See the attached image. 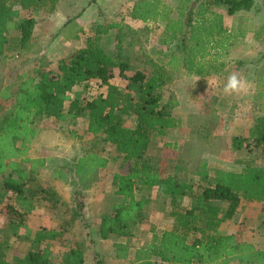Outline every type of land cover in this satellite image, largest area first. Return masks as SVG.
<instances>
[{
	"label": "trees",
	"instance_id": "16d2710c",
	"mask_svg": "<svg viewBox=\"0 0 264 264\" xmlns=\"http://www.w3.org/2000/svg\"><path fill=\"white\" fill-rule=\"evenodd\" d=\"M58 1L18 0L17 4L28 12L36 9L50 12ZM253 4L254 0H178L177 16H174V8L163 0H135L128 16L143 22H164L163 42L170 46L165 65L153 64L148 76L139 70L126 75L127 63L95 44L92 35L87 36L85 46L58 61L67 72L65 80L60 73L48 69L36 70L38 79L22 74L24 79L17 86L11 109L0 119V175L4 177L5 187L15 194V199L23 198L28 191L29 195L49 202V207H59L60 197L54 190L27 177L35 173V162L43 164L41 159L29 158L28 150L38 133L37 121L43 115L62 119L66 92L82 78L96 79L106 86V91L93 95L79 110H87V132L101 136L121 158L119 170L111 178L113 193L120 199L112 204L109 213L100 216L99 236L102 239L110 235L130 237L132 224L146 204V200L138 198L136 193L156 188L157 194L172 198L185 196L190 202L188 206L172 211L170 229L160 233L153 231L149 243L135 252L137 264H155L154 258L167 264H229L231 261L264 264V248H256L235 233L218 232L223 217L233 214L242 200L259 202L264 209V164H247L239 171L216 168L210 172L206 160H202L195 171L199 182L194 183L174 173L163 175L144 155L153 135L166 136L169 129L181 123L172 113L177 100L174 97L164 100L162 96L167 73L179 69L199 76L207 73L208 65L220 61L232 41L224 14L217 8H224L225 13L232 16L251 9ZM10 17L7 0H0V28L7 25ZM34 25L33 15L18 20L16 44L19 48L27 47L32 41ZM120 27L119 22H110L104 27L98 24L95 33L107 34L111 28ZM16 44L4 47L0 43V52L17 49ZM116 69L119 76L136 84L135 90L111 82ZM260 69L263 74L264 62ZM129 114L133 116L134 124L125 127L123 115ZM253 126L254 143L264 151V116L257 117ZM231 145L239 148L242 142L234 136ZM26 162L30 163L28 170H25ZM106 162L105 157L87 153L66 169L76 175L82 188H86L95 179V170ZM62 167H56L54 172L66 180L68 174ZM222 203L224 216H220ZM10 213L15 215V221L21 223L24 220V213L15 208L10 207ZM62 213L59 220L63 228L70 227L75 215L79 214L73 209ZM62 233L54 227L37 230L32 238L38 244L37 248L28 251L15 264H84L81 241H75L61 260L52 263L51 242L62 237ZM115 246L116 256L125 257L127 246L122 243H115ZM0 264L11 263L0 256Z\"/></svg>",
	"mask_w": 264,
	"mask_h": 264
},
{
	"label": "rangeland",
	"instance_id": "374dc122",
	"mask_svg": "<svg viewBox=\"0 0 264 264\" xmlns=\"http://www.w3.org/2000/svg\"><path fill=\"white\" fill-rule=\"evenodd\" d=\"M17 1L7 0L11 17L7 25L0 28V43L4 47L16 44L20 18L34 15L37 24L33 39L27 47L19 48L16 44L17 49L0 52V119L11 109L17 86L24 79L22 74L38 79L39 73L36 70L48 69L60 73L65 80L67 72L61 68L58 62L61 58L58 57L65 58L68 55H63L85 45L88 35H92L94 43L104 44L103 48L127 63L126 75L139 70L148 76L153 64L164 66L166 63L170 46L163 42L164 22H143L130 18L128 10L135 0H101L102 6L98 4L96 7L102 18L95 15L94 20L90 19L87 22L93 23L90 28L82 30L68 25L59 29L61 34L66 32L70 36L80 32L82 37L73 38V44L67 45L65 51L55 53L49 51V41L57 28L54 23L57 19L45 9L24 11L19 8ZM163 1L174 8L172 14L177 16L178 0ZM217 10L223 12L224 23L232 34L229 50L220 61L209 64L207 73L203 75L190 74L185 69L167 73L162 96L164 100L168 97L177 100L172 113L180 118L181 123L169 129L166 136L153 135L144 153L149 163L163 175L174 173L194 183L199 182L195 171L202 160H206L210 172L216 168L239 171L247 164H264V151L253 140L254 122L257 117L264 116V72L262 74L260 69L264 62V0H254L251 9L239 11L232 16L227 15L222 7ZM74 17L68 19L69 23L74 21ZM96 20L103 27L110 22H119L121 27L111 28L107 34H96ZM114 73L112 82L127 90H135L136 84L119 76L117 69ZM233 73L240 78L243 87L238 93L225 94L224 86ZM105 91L106 86L99 80L82 78L65 94V114L62 119L55 120L52 116L43 115L37 121L38 132L45 137L43 153L47 157V164L44 167L36 164L39 169L32 178L47 188H50L51 183L59 186L65 200L60 210L65 212L70 209L71 212L73 209L80 214L75 215L70 233L66 232L51 242L52 263L61 260L66 250L72 247L73 241L80 240L83 243L84 264H137L135 252L149 243L153 231L160 233L170 229L173 223L172 211L188 206L190 202L185 196L172 198L157 194L156 188L142 190L136 196L145 199L146 204L140 217L132 224L131 236L110 235L105 239L99 236V215L109 213L112 204L120 199L113 193L111 178L119 170L121 158L101 136L87 132V110L79 108L93 95ZM74 111L78 112L74 114ZM123 118V125L132 127L133 116L123 115ZM234 136L242 142L241 147L234 148L231 145ZM40 138L37 136L30 144L35 155L41 154L40 145H36ZM87 153L105 157L107 162L95 170L96 177L90 182L92 185L84 189L76 175L66 167L74 166L76 160ZM56 167H62L67 172L66 180L55 174ZM96 193L101 201L95 203L97 206H92L91 200ZM14 199L15 194L5 187L4 177L0 175L1 227L20 221H15V215L10 213ZM221 207L220 216H224L223 203ZM218 232L235 233L256 248H264V209L259 202L240 204L233 214L223 217ZM28 238L13 235L6 237L0 233L1 258L15 264L28 251L36 249L38 244ZM19 239L24 242L17 244ZM115 243L127 246L125 257L116 256ZM154 261L155 264H167L159 258H154ZM229 264L238 262L231 261Z\"/></svg>",
	"mask_w": 264,
	"mask_h": 264
},
{
	"label": "crops",
	"instance_id": "0c3cea01",
	"mask_svg": "<svg viewBox=\"0 0 264 264\" xmlns=\"http://www.w3.org/2000/svg\"><path fill=\"white\" fill-rule=\"evenodd\" d=\"M98 4H100L102 6L101 0H59L57 2V4L55 5L54 10L50 11V14H52L54 16V18L57 19V21L54 22L57 25V28L55 29V32L49 41V45H50L49 51L50 52L54 51V53L56 51H65V49H66L65 47L67 45L73 44L71 42V41H73V38H76V39L79 38L80 39L82 37V34L80 32L74 33L73 35L70 36L66 32H65V34H61L62 31H60L59 29L66 28L68 25H74L76 27V29H82V30L90 28L93 25V23L91 24V23H87V22L90 19L94 20L95 15L96 16L98 15V13H97L98 7H96ZM82 9H84V10H82ZM103 10L105 11V9H103ZM68 15H70V16H68ZM73 16H76V17H74V21L71 20L69 23L68 19L70 17H73ZM100 16L101 15H98V18H102ZM33 17H34V15H33ZM96 21H94V22H96ZM36 24H37V19H35V25L33 28L32 37L34 36V33H35ZM95 24L98 25V24H101V22H99V20H98L97 23H95ZM95 44H97V43L95 42ZM97 45L104 47V44L101 45L100 42ZM83 46H85V45H81L78 48H81ZM78 48H76L75 50H77ZM75 50H73V51H75ZM70 54H65L63 56L70 55ZM58 58H62V56H59ZM49 59L52 60V58L50 56H49ZM64 104H65V101H64ZM64 114L65 113L63 112V117H64ZM37 136H41L39 143H36V145H38V144L40 145L41 154L35 155L32 151L33 148L30 147L28 150L27 156L31 159L43 160L42 167H44L47 164V157L43 153V151L45 150V147H46L45 137L44 136L42 137V135L39 134V132H38ZM36 137L34 138V140L36 139ZM55 139H56V141L58 140L57 138H55ZM34 140L32 142H34ZM35 163L37 165H39L37 162H35ZM24 166H25V170H28L30 168V163L26 162L24 164ZM37 169H39V166L38 167L36 166L35 173H36V171H38ZM54 170H55V168H54ZM32 175H34V174H28L27 177H32ZM95 177H96V175H95ZM91 185H92V183L89 184L88 187H86L84 189L89 188ZM25 186H26V188H30L29 184H25ZM50 188L52 190H54L58 194V196L60 197L59 204H58L59 207L51 208L48 206L49 202H47L43 199H38L37 196H31V195H29V193L27 191L23 198L14 199V205H13L14 206L13 208H15L16 210H18L21 213H24V217H23L24 220L21 223L19 221H17V222H13L12 224L8 223L7 225H2V227L0 226V233L5 235L6 237L13 235V236L19 237V238L29 237L31 239L33 238L35 232L37 230L43 228V227H45V228H49V227L57 228L58 231L63 232L62 235H64V233H66V232L70 233L72 226H70V227L66 226L65 228H63V227H61V222L59 220V218L61 217L60 215L62 213V211L60 210L61 209L60 207L62 206V205H60V202H63V203L65 202V200L63 199V197L61 195L62 192L59 190V186L54 185V183L50 184ZM112 189H113V187H112ZM100 201L101 200L99 199V195H98V193H96L95 197H93L91 200V204H92V206H97V205H95V203H99ZM255 202L256 201L247 202V201L242 200L240 204H249V203H255ZM51 211L54 213L52 214ZM103 213H101L99 215V218ZM1 217H3V215H0V218ZM0 222H3V221L1 220ZM98 225H99V223H98ZM14 233H15V235H14ZM22 241L23 240L19 239L17 244H20ZM77 241L80 242V240H77ZM74 242L75 241L72 242V246H73Z\"/></svg>",
	"mask_w": 264,
	"mask_h": 264
},
{
	"label": "clouds",
	"instance_id": "9594fccd",
	"mask_svg": "<svg viewBox=\"0 0 264 264\" xmlns=\"http://www.w3.org/2000/svg\"><path fill=\"white\" fill-rule=\"evenodd\" d=\"M242 87L243 85L240 78L235 73H233L228 77L223 91L225 94L238 93Z\"/></svg>",
	"mask_w": 264,
	"mask_h": 264
}]
</instances>
